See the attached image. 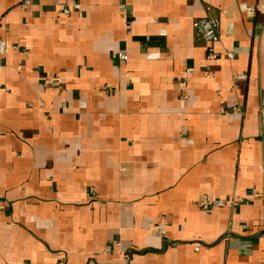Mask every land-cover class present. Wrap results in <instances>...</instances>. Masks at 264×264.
<instances>
[{
	"label": "crops",
	"instance_id": "0c3cea01",
	"mask_svg": "<svg viewBox=\"0 0 264 264\" xmlns=\"http://www.w3.org/2000/svg\"><path fill=\"white\" fill-rule=\"evenodd\" d=\"M0 38V264H264V0H0Z\"/></svg>",
	"mask_w": 264,
	"mask_h": 264
},
{
	"label": "built area",
	"instance_id": "2783aa9c",
	"mask_svg": "<svg viewBox=\"0 0 264 264\" xmlns=\"http://www.w3.org/2000/svg\"><path fill=\"white\" fill-rule=\"evenodd\" d=\"M21 5L23 7H28L32 4V0H20ZM81 5L80 4H72V5H65L61 8V11L65 15H69L75 11H81ZM193 28L199 36L204 38V40L212 43L217 44L220 41V22L217 18L214 17H202L198 18L193 23ZM10 44L9 42L3 40L0 38V53L4 54L7 49L9 48ZM118 59L122 61H126L128 59V55L125 52H119L117 55ZM210 59L217 58V54L213 53L210 56H208ZM192 69H188L187 72H190ZM186 80V76H180V81ZM187 96H182V99H186ZM200 205L204 209H209L211 206H225L226 201L224 200H209V199H201ZM199 243L196 244V249L198 250ZM57 264H63L62 262H59Z\"/></svg>",
	"mask_w": 264,
	"mask_h": 264
}]
</instances>
